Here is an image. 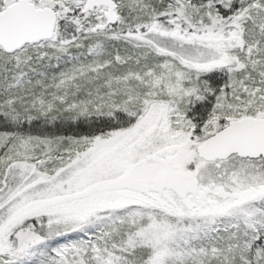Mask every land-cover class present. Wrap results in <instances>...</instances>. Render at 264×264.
I'll return each mask as SVG.
<instances>
[{"label":"snow or ice","instance_id":"obj_1","mask_svg":"<svg viewBox=\"0 0 264 264\" xmlns=\"http://www.w3.org/2000/svg\"><path fill=\"white\" fill-rule=\"evenodd\" d=\"M0 264H264V0H0Z\"/></svg>","mask_w":264,"mask_h":264}]
</instances>
